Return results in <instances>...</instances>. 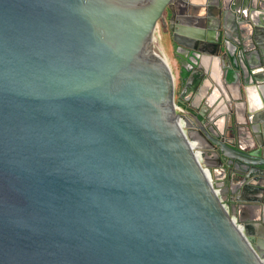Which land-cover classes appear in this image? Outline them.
<instances>
[{"label":"water","instance_id":"obj_1","mask_svg":"<svg viewBox=\"0 0 264 264\" xmlns=\"http://www.w3.org/2000/svg\"><path fill=\"white\" fill-rule=\"evenodd\" d=\"M0 264H264V0H0Z\"/></svg>","mask_w":264,"mask_h":264},{"label":"flooded vegetation","instance_id":"obj_2","mask_svg":"<svg viewBox=\"0 0 264 264\" xmlns=\"http://www.w3.org/2000/svg\"><path fill=\"white\" fill-rule=\"evenodd\" d=\"M163 16L165 18L167 17V8H164V10H163ZM157 28H159V31H160L159 34H161V32H162L168 38V43H167L168 44V49H169V51L171 53L172 59L174 60V66H175V69H176V74L173 76V90H174V95L176 96V94H177V92L179 91V88H180V80H179V77H178V74H177V61H176V59L174 57V54L172 52V49L170 48V46H171L170 32L167 31V27L166 26H163L160 23H159V26H157ZM160 36L161 35H159V37ZM175 103L178 104L177 102H175ZM191 103H192V105L196 106L199 110L202 107L200 104H196L195 101L194 102L192 101ZM178 105H180V104H178ZM180 107L182 108V110L184 109L183 106L180 105Z\"/></svg>","mask_w":264,"mask_h":264},{"label":"built area","instance_id":"obj_3","mask_svg":"<svg viewBox=\"0 0 264 264\" xmlns=\"http://www.w3.org/2000/svg\"><path fill=\"white\" fill-rule=\"evenodd\" d=\"M167 62V61H166ZM168 64V63H167ZM169 66V65H168ZM170 68V67H169ZM171 70V69H170ZM173 109H174V111L176 112V113H182L183 111H182V108L180 107V105H178V104H176V103H174L173 104ZM177 123H178V126H179V128H180V130L184 133L185 132V130H184V122H183V120H182V117L181 116H179L178 118H177ZM189 144H190V147H191V149L193 150V155H194V157L196 158V160L200 163L201 162V156H200V153H199V150L195 147V144L193 143V142H191V141H189ZM238 226V225H237Z\"/></svg>","mask_w":264,"mask_h":264},{"label":"crops","instance_id":"obj_4","mask_svg":"<svg viewBox=\"0 0 264 264\" xmlns=\"http://www.w3.org/2000/svg\"><path fill=\"white\" fill-rule=\"evenodd\" d=\"M160 48L162 50V53L165 57V60L167 61L170 69H171V73L174 76L176 74V69L174 66V60L172 59L171 53L169 51V49H165L163 46L160 45Z\"/></svg>","mask_w":264,"mask_h":264},{"label":"rangeland","instance_id":"obj_5","mask_svg":"<svg viewBox=\"0 0 264 264\" xmlns=\"http://www.w3.org/2000/svg\"><path fill=\"white\" fill-rule=\"evenodd\" d=\"M157 26H159V22L157 23ZM159 28H157V30L155 31V34L157 36V39H158V42H159V45L163 46L165 49H168V38L167 36L161 32V34H159ZM159 35H161L159 37Z\"/></svg>","mask_w":264,"mask_h":264}]
</instances>
